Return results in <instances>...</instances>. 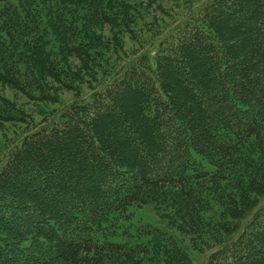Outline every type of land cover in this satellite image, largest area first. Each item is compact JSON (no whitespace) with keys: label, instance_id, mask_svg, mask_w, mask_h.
Returning a JSON list of instances; mask_svg holds the SVG:
<instances>
[{"label":"trees","instance_id":"obj_1","mask_svg":"<svg viewBox=\"0 0 264 264\" xmlns=\"http://www.w3.org/2000/svg\"><path fill=\"white\" fill-rule=\"evenodd\" d=\"M177 1L0 0V264H264V0Z\"/></svg>","mask_w":264,"mask_h":264},{"label":"rangeland","instance_id":"obj_2","mask_svg":"<svg viewBox=\"0 0 264 264\" xmlns=\"http://www.w3.org/2000/svg\"><path fill=\"white\" fill-rule=\"evenodd\" d=\"M203 0H179L177 1V6L176 3H165V6L171 5V8H167V11L171 14L174 12L176 15L177 13L180 14L178 15L177 19L183 18L184 14L189 10L187 7L189 2V6L191 5L192 2V7H195L198 3L202 2ZM205 1V0H204ZM152 15L156 14V16L159 18L163 14L159 11H150ZM173 14V16H174ZM157 26H154V29H156ZM152 31V30H151ZM84 92L87 91L86 85L81 84L77 86L78 88ZM60 94L61 101H58L56 103H52L49 105L36 101V100H30L28 97L22 95L18 91L10 90V89H3L2 93L5 94L8 98H11L13 102H15L18 106L22 107L26 112H28L31 116L34 117L35 123L40 121L42 117L45 115L48 116V110L51 108H54L56 112L58 113L62 107H64L69 101L73 99V90H68V89H60L58 90ZM87 97V95H85ZM47 106V108H46ZM46 110V111H45ZM44 115H42V112H44ZM41 112V113H40ZM57 113H54L55 115ZM50 115L49 117H51ZM48 117V118H49ZM10 141H14V135L10 134ZM261 202H264V198H262ZM128 212H130V218L129 219H122L120 221V226L117 228L118 232L120 233L123 229L128 227V230L132 233L135 234L139 232V229L141 228V225H150L151 227L158 229L160 231H163L166 236L172 237L178 244H180L185 251L189 254L192 260V264H202L204 260L206 259V255L208 254V251L206 252H199L197 251L191 244L189 237L185 234H182L178 231V229L175 226L169 225L166 221V219H162L154 210V206L152 203H147L142 206H130L128 208ZM142 238L148 237V234H142ZM118 238H127V234H122L121 236L114 237L113 240H117ZM208 240V237L206 238Z\"/></svg>","mask_w":264,"mask_h":264}]
</instances>
